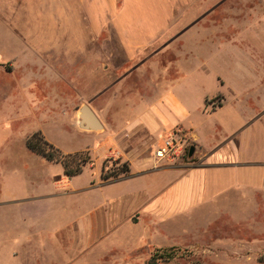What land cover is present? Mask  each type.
I'll use <instances>...</instances> for the list:
<instances>
[{
	"label": "rangeland",
	"instance_id": "obj_1",
	"mask_svg": "<svg viewBox=\"0 0 264 264\" xmlns=\"http://www.w3.org/2000/svg\"><path fill=\"white\" fill-rule=\"evenodd\" d=\"M218 11L196 25L193 12L183 22L192 28L175 38L155 64L128 75L120 84L119 97L110 91L96 100L100 120L108 129L101 134L83 129L81 119L73 118L72 108L62 102L73 101L76 109L90 99L76 91L75 97L66 95L62 100L59 94L69 86L51 79L50 58L44 61L35 51L25 53L12 42L9 53L17 61L14 69L10 66L14 60L8 67L16 72L0 69V264H63L71 235L78 231L75 239L81 242V223L92 214L99 216L109 202L131 207L139 195L157 196L178 181L194 189L200 186L205 204L192 215L158 226L124 224L77 264H112L144 239L158 247L180 249L165 264H264V0H219ZM177 59L179 65L173 64ZM29 60L46 63L25 66ZM160 73L164 81L158 84L155 78ZM161 91L174 94L185 111L174 110L166 119L148 112ZM219 96L227 101L222 109L218 107L224 100ZM146 122L156 129L155 148L164 145L168 128L177 124L192 128V133L182 127L171 133L185 149L176 158L178 165H196L201 150L197 146L211 153L224 143L222 152L231 165L208 167L193 177L170 170L103 183V163L112 168L126 161L116 154L123 150V136ZM37 131L63 153L88 151L92 163L82 174L66 177L61 164L27 147V138ZM193 146L196 150L190 157ZM133 150L126 155L136 169L142 157ZM110 151L114 154L106 158ZM172 193V201L184 196L176 189ZM42 247L55 257L37 263L35 250Z\"/></svg>",
	"mask_w": 264,
	"mask_h": 264
},
{
	"label": "crops",
	"instance_id": "obj_2",
	"mask_svg": "<svg viewBox=\"0 0 264 264\" xmlns=\"http://www.w3.org/2000/svg\"><path fill=\"white\" fill-rule=\"evenodd\" d=\"M218 1L0 0V69L2 67L3 72L7 74L16 72V70L11 72L10 69V66L13 69L16 67L17 61L9 53L12 42L18 43L25 53L35 51L34 54L42 57L44 61L50 58L53 69L50 73L51 79L58 83L66 82L69 86L67 92L62 91L59 94L60 98L63 100L66 95L75 97L74 92L78 91L81 98L90 99L84 100V103L92 108L100 120V108L96 107V100L110 91H114V96L119 97V94H122L120 84L128 75L135 73L142 66L155 64L163 52L169 51L170 43L175 38L182 36L192 28V25L183 24L188 16L194 12L195 16L192 21L195 25L208 16L215 17V13L219 12ZM205 3H207L206 6H204ZM223 29L219 27V30ZM38 51L47 52L39 54ZM11 60H14V64L8 67ZM43 60L41 63L29 60L25 66L33 64L43 66L46 63ZM176 63L179 65L178 59L173 62V64ZM163 75L164 73H160L155 78V82L161 84L164 81L161 78ZM161 92L148 112L152 110L155 116L166 119L167 115L174 110L185 111L184 104L174 94ZM219 97L224 100V104L218 107L222 109L227 101L224 96ZM62 102L64 106L68 105L72 108L73 118L81 119V107L75 109L73 101ZM100 122L102 129L86 131L91 134L106 132L108 130L106 125L101 120ZM108 126L115 128L109 124ZM181 127L192 133V128L177 124L167 130L164 129L167 138L173 135L171 133L174 130L178 128L182 130ZM155 133L156 129L152 128L151 123L146 122L137 124L131 132L123 136L120 142L123 144V150L116 154L130 163L132 172L119 179L170 170L181 173V177L185 175L193 177L195 174L198 176L203 174L205 168L230 164V159L222 152L225 143L217 148L218 150L211 152L215 154H212L211 159V153L197 146L201 148L198 163L189 168L185 165H178L176 159L156 163ZM133 149H138L137 156L142 157L141 166L136 168L138 170L134 167L133 159L126 155V152L134 151ZM113 154L110 151L106 158ZM151 163L152 168L150 169L148 166ZM177 183L174 187L168 185L159 191L157 196L153 194L145 198V195H139V201L131 207L126 208L123 203L109 202L105 205L103 214L101 212L99 216L92 214L91 220L88 219L81 223L84 227L82 241L76 242L75 236L78 231L71 235L72 238L68 244L71 249L66 250L63 264H77L79 260L87 259L100 244L112 239L124 224L135 228L143 224L158 226L169 223L178 216H186L188 213L192 215V210L205 204L200 186L194 189L192 186H184L183 182L178 181ZM175 189L180 194L184 193L178 201H172L173 198H171ZM152 248L167 247L155 246L144 239L143 243L135 246L120 260H114L112 264H146L148 253ZM35 251L38 254L37 263L41 259L44 261L46 260L44 258L53 259L55 257L53 252H47L44 247ZM16 254L19 255V253Z\"/></svg>",
	"mask_w": 264,
	"mask_h": 264
},
{
	"label": "trees",
	"instance_id": "obj_3",
	"mask_svg": "<svg viewBox=\"0 0 264 264\" xmlns=\"http://www.w3.org/2000/svg\"><path fill=\"white\" fill-rule=\"evenodd\" d=\"M27 147L35 154L41 156L49 162L61 164L64 169V175L68 178L76 177L83 173L84 168L92 163L88 151L77 153H63L54 144L49 142L42 131H37L27 138ZM132 172L131 165L128 161H120L112 168H108L104 162L101 169V180L108 182L128 176ZM176 247L156 248L151 253L146 264H165L172 261L175 257Z\"/></svg>",
	"mask_w": 264,
	"mask_h": 264
},
{
	"label": "built area",
	"instance_id": "obj_4",
	"mask_svg": "<svg viewBox=\"0 0 264 264\" xmlns=\"http://www.w3.org/2000/svg\"><path fill=\"white\" fill-rule=\"evenodd\" d=\"M184 150L181 140L178 139L177 135L173 134L165 140L161 148L156 149L154 153L156 163L164 159L173 160L179 158L184 153Z\"/></svg>",
	"mask_w": 264,
	"mask_h": 264
},
{
	"label": "water",
	"instance_id": "obj_5",
	"mask_svg": "<svg viewBox=\"0 0 264 264\" xmlns=\"http://www.w3.org/2000/svg\"><path fill=\"white\" fill-rule=\"evenodd\" d=\"M80 126L85 130H99L102 129V124L98 119L96 113L92 110V108L85 104L80 109ZM196 148L193 146L190 149L189 156H193Z\"/></svg>",
	"mask_w": 264,
	"mask_h": 264
}]
</instances>
